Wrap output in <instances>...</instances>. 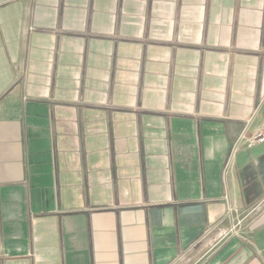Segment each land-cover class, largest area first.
I'll return each mask as SVG.
<instances>
[{
  "label": "crops",
  "instance_id": "1",
  "mask_svg": "<svg viewBox=\"0 0 264 264\" xmlns=\"http://www.w3.org/2000/svg\"><path fill=\"white\" fill-rule=\"evenodd\" d=\"M244 130L264 0H0V264H264Z\"/></svg>",
  "mask_w": 264,
  "mask_h": 264
},
{
  "label": "built area",
  "instance_id": "2",
  "mask_svg": "<svg viewBox=\"0 0 264 264\" xmlns=\"http://www.w3.org/2000/svg\"><path fill=\"white\" fill-rule=\"evenodd\" d=\"M241 142H245L246 146L249 148L257 143H263L264 142V133H257L256 135L252 137L247 136V131L244 130L241 134L240 140L237 145H239ZM233 217V210H228L225 215V220H231ZM241 224V221H236V225L230 229V231L235 230L237 226Z\"/></svg>",
  "mask_w": 264,
  "mask_h": 264
}]
</instances>
